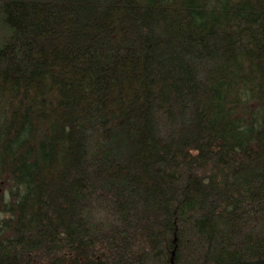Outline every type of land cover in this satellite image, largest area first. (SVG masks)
Instances as JSON below:
<instances>
[{
  "label": "trees",
  "instance_id": "trees-1",
  "mask_svg": "<svg viewBox=\"0 0 264 264\" xmlns=\"http://www.w3.org/2000/svg\"><path fill=\"white\" fill-rule=\"evenodd\" d=\"M176 245L264 264V0H0V264Z\"/></svg>",
  "mask_w": 264,
  "mask_h": 264
},
{
  "label": "water",
  "instance_id": "water-1",
  "mask_svg": "<svg viewBox=\"0 0 264 264\" xmlns=\"http://www.w3.org/2000/svg\"><path fill=\"white\" fill-rule=\"evenodd\" d=\"M177 242V238H175L174 243L176 244ZM176 249H177V245L175 246L174 250L172 251V258H171V264H174V260L176 257Z\"/></svg>",
  "mask_w": 264,
  "mask_h": 264
}]
</instances>
